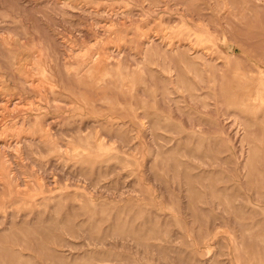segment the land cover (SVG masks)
Segmentation results:
<instances>
[{"label": "rangeland", "instance_id": "374dc122", "mask_svg": "<svg viewBox=\"0 0 264 264\" xmlns=\"http://www.w3.org/2000/svg\"><path fill=\"white\" fill-rule=\"evenodd\" d=\"M0 264H264V0H0Z\"/></svg>", "mask_w": 264, "mask_h": 264}, {"label": "bare ground", "instance_id": "6f19581e", "mask_svg": "<svg viewBox=\"0 0 264 264\" xmlns=\"http://www.w3.org/2000/svg\"><path fill=\"white\" fill-rule=\"evenodd\" d=\"M249 48V47H248ZM237 64V63H236Z\"/></svg>", "mask_w": 264, "mask_h": 264}]
</instances>
